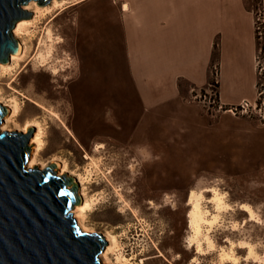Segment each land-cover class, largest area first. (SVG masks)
<instances>
[{
    "label": "rangeland",
    "instance_id": "rangeland-1",
    "mask_svg": "<svg viewBox=\"0 0 264 264\" xmlns=\"http://www.w3.org/2000/svg\"><path fill=\"white\" fill-rule=\"evenodd\" d=\"M129 1L71 0L44 15L31 5L25 19L34 22L21 38L27 55L0 77L3 96L22 105L11 126L21 130L30 119L44 125L38 159L47 166L67 161L86 175V156L98 162L86 183L98 201L85 222L118 236L136 264H264L247 260L250 247L264 257V119L214 109L195 97L198 87L153 107L145 103L126 59L122 5ZM214 190L229 207L208 231L214 246L204 243L200 254L190 241V195L201 194L212 217ZM224 250L238 261L222 260ZM109 257L116 264L115 253Z\"/></svg>",
    "mask_w": 264,
    "mask_h": 264
},
{
    "label": "crops",
    "instance_id": "crops-1",
    "mask_svg": "<svg viewBox=\"0 0 264 264\" xmlns=\"http://www.w3.org/2000/svg\"><path fill=\"white\" fill-rule=\"evenodd\" d=\"M122 5L128 70L151 107L177 98L184 87H206L219 65L222 103L255 100L263 50L255 15L264 0H130ZM126 16V17H125Z\"/></svg>",
    "mask_w": 264,
    "mask_h": 264
},
{
    "label": "water",
    "instance_id": "water-1",
    "mask_svg": "<svg viewBox=\"0 0 264 264\" xmlns=\"http://www.w3.org/2000/svg\"><path fill=\"white\" fill-rule=\"evenodd\" d=\"M57 0H0V64L19 51L16 24L32 17L24 5ZM9 108L0 102V264H105L110 237L85 232L72 209L84 205L76 176L57 163L28 167L33 127L2 130Z\"/></svg>",
    "mask_w": 264,
    "mask_h": 264
},
{
    "label": "bare ground",
    "instance_id": "bare-ground-1",
    "mask_svg": "<svg viewBox=\"0 0 264 264\" xmlns=\"http://www.w3.org/2000/svg\"><path fill=\"white\" fill-rule=\"evenodd\" d=\"M70 1L71 0L52 1L51 4L48 6H39L37 5V3L34 5L36 8L37 15H44L46 14V12L50 13L51 11L58 9L59 7L63 6L64 4ZM31 5L32 4L24 5L25 7L23 6V8L28 10L31 7ZM128 8H129L128 3H124V9L128 10ZM33 20L22 19L16 24L13 30V33H14V36L20 41L19 51L11 55V61L8 64H2V63L0 64V77H3L9 73H12L13 70H15L20 65L21 61L25 59L24 57L27 55V44L25 40H21V38H23L22 35L28 30L29 25H31L34 22ZM48 38L52 40L53 42L51 30L48 31ZM51 48L52 47H50L49 49L51 50ZM50 50L48 52H50ZM39 58L44 61L45 60L44 54L40 53ZM28 99L32 101L33 103H35L37 106L42 107V105L38 104L31 98H28ZM0 102L9 108L8 118L6 120L5 125H1V129L10 130V131L20 130L19 129L20 127H18L19 124L15 123L16 126H11L10 120L12 117H16L20 114L21 109H22L21 103L18 101V99L14 97L6 99V97L3 96L1 91H0ZM51 113L56 118L59 119V116L57 115V113L55 112H51ZM33 126H36L38 130L35 133V135L31 138L30 145L33 146L36 144V148H32V155L28 162V167L39 166L40 168H45L47 167V164H45L42 160L38 159L39 152L44 150L46 146L44 125L39 120L30 119L26 121L25 125L21 128L20 131L27 132L28 128L33 127ZM64 126L66 125L64 124ZM98 146L102 148L103 145L99 144ZM86 157L89 158V160L91 159L90 167H86V170H85L86 175L85 174L83 175L80 172H77L74 169H71L67 161H63L57 164L59 168L58 174L62 175L66 172H69L70 175L76 176L77 182L80 185L79 195H84V205L75 207L72 210V213H74L75 215L74 217L77 219L78 224L83 231L96 232L95 230L90 228L85 222L87 213L93 209L94 205L98 201V198L88 197V194L86 192L87 190L86 183L89 182V177L94 172L93 169L100 170V167L98 166V162H96L93 157L89 156V154ZM120 197L122 198V196ZM202 199H203V196L199 194L198 192L196 191L191 192L190 203L192 205V209L190 211V224L193 230V236L190 241L192 244L193 243L197 244V251L200 254L205 252V249L203 247L204 243L208 246V248L214 246L213 241L211 240L208 231H210V229L213 228L219 222L220 212L229 207L224 199L223 194H221L217 190H214L213 201L215 203L218 213L214 215L211 214L212 215L211 217L208 211L204 210L202 206ZM241 207L245 211H247L252 218L255 216V213L250 206L243 204ZM103 234L105 235V237H110L108 240V245L103 252L105 264H113V261H111L109 257L111 253H115L116 255V259H117L116 264H136L135 262L132 261L134 257L128 258L125 256V253L122 251V247L118 239V236H116L110 231H106ZM221 258L222 260L233 258L234 261H238V259L234 257L232 253H229L225 250L222 252ZM249 259H252L254 261L256 260L262 261L264 257H261L252 247H250L247 260ZM142 263L144 264V260H142Z\"/></svg>",
    "mask_w": 264,
    "mask_h": 264
},
{
    "label": "built area",
    "instance_id": "built-area-1",
    "mask_svg": "<svg viewBox=\"0 0 264 264\" xmlns=\"http://www.w3.org/2000/svg\"><path fill=\"white\" fill-rule=\"evenodd\" d=\"M255 30L258 40L264 38V15L259 10L255 15ZM256 64L258 73L260 76L257 84V96L255 100H243L238 104H224L221 102L218 92L219 86V65L213 67V78L207 87L199 90L193 89L195 97L200 98L205 104H209L212 108L218 109L224 112L231 113L233 115L238 114H256L260 118L264 119V57L263 50L256 57Z\"/></svg>",
    "mask_w": 264,
    "mask_h": 264
}]
</instances>
